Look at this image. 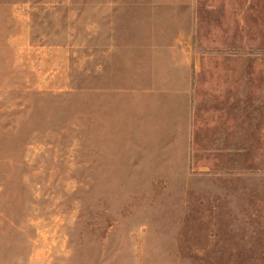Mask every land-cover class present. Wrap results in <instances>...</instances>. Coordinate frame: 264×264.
Masks as SVG:
<instances>
[{"label":"rangeland","instance_id":"1","mask_svg":"<svg viewBox=\"0 0 264 264\" xmlns=\"http://www.w3.org/2000/svg\"><path fill=\"white\" fill-rule=\"evenodd\" d=\"M176 1L0 0V264H264V0H194L193 74L160 51L190 118L114 90Z\"/></svg>","mask_w":264,"mask_h":264},{"label":"crops","instance_id":"2","mask_svg":"<svg viewBox=\"0 0 264 264\" xmlns=\"http://www.w3.org/2000/svg\"><path fill=\"white\" fill-rule=\"evenodd\" d=\"M172 5H174L177 13V17H174V19L181 24L184 21L182 19H186V29L183 25L181 28L176 29L172 35L168 37L164 35L162 49H160L158 40L154 37L150 38V36L140 39L137 44H124L112 48L110 52H113L114 64L126 67L122 69L123 72H120L118 68L115 71L117 73H127L129 76L124 84L116 85L114 90L140 92L155 98L160 96L172 97L177 102V111L190 118L192 75H189L187 79L180 80V86L173 89L164 80L160 79L156 72L158 57L162 50L163 54H167L166 56L184 58L182 61L183 74H193L195 71L194 66L191 67V61L194 57V23L191 17L194 0H178ZM188 62L190 66L185 68ZM137 75L140 78L135 80Z\"/></svg>","mask_w":264,"mask_h":264}]
</instances>
